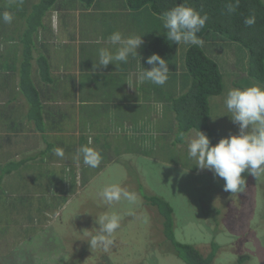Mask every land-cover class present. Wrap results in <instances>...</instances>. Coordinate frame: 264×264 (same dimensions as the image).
Here are the masks:
<instances>
[{
    "label": "rangeland",
    "instance_id": "374dc122",
    "mask_svg": "<svg viewBox=\"0 0 264 264\" xmlns=\"http://www.w3.org/2000/svg\"><path fill=\"white\" fill-rule=\"evenodd\" d=\"M91 10L96 16L91 20L94 26L99 25V17L110 14L125 21L136 20L159 34L166 31L162 16L152 13L149 5L135 10L128 0H97ZM16 18L26 23L33 21L22 12ZM114 23H118L115 18L106 19L104 30L113 29ZM70 24L79 25V19L70 20ZM29 27L24 25L25 30ZM8 31L2 29L4 33ZM34 32L38 34L39 28H34ZM100 36L97 34L96 38ZM220 42V38L214 40L218 50H223L221 69L226 92L211 99V119L226 128L223 138L239 132L223 101L243 71L238 46L220 49ZM70 51L71 44L56 50ZM69 62L72 61L61 58L55 65L64 68V63ZM175 69L179 70L178 63ZM98 84L99 88H89L87 94L95 97L107 89L117 94L111 76ZM138 97L141 100L133 101L125 110L129 115L125 121L112 118L115 113L109 104L104 105L105 111L92 109L90 113L105 119L81 120L82 128L91 126L96 130V141L103 148L96 151L100 156L98 167L83 163L80 149L90 148L83 145L65 152L64 158L48 152L35 159L44 161L40 162L41 170L52 168L51 177L42 176L46 183L3 184L0 264H187L165 233V217L152 201L156 198L170 204L173 235L178 242L197 246L204 253L216 245L213 264H264V173L255 178L244 172V191L225 192L224 180L211 170L198 168L188 156L186 142L175 141L176 114L171 110L167 118L158 108L159 98L145 96L141 91ZM90 106L93 105H82ZM195 134L191 131L187 136ZM92 141L91 138L90 144ZM111 185L133 193L135 200L122 198L105 203L99 192ZM39 189L47 191L37 195V200L25 198ZM105 214L117 215L119 227L109 237L112 244L107 249L91 248L87 240L99 235L97 217Z\"/></svg>",
    "mask_w": 264,
    "mask_h": 264
},
{
    "label": "crops",
    "instance_id": "0c3cea01",
    "mask_svg": "<svg viewBox=\"0 0 264 264\" xmlns=\"http://www.w3.org/2000/svg\"><path fill=\"white\" fill-rule=\"evenodd\" d=\"M38 1L0 0V13L8 11L13 15L11 23L0 20V61H3L0 63V194L4 191L3 184L46 183L42 176L51 177L52 168L41 170L40 162L44 161L35 159L54 152L55 148L65 150L64 156L65 152L78 150L84 143L92 145L94 150L103 151L96 142V130L91 126L81 127L82 119L106 118L92 117V109L105 111L104 105L109 104L115 113L112 118L125 121L129 118L125 110L133 101L141 100L139 91L145 96L159 98L158 108L168 104L163 96L148 91L143 88L144 83L138 82L139 71L150 66L142 61L147 56L143 54L144 49L161 34L148 30L136 20L125 21L110 14L99 17L101 21L98 26L92 25L91 20L96 16L92 15L91 7L97 0L90 7L78 0H59L53 8L42 13V24L38 26L39 33L36 34L33 27L35 19L26 23L16 16L22 12L29 18L33 13V5ZM151 12L154 13L152 9ZM108 18H115L118 23L113 24V29L105 31L104 22ZM72 19H79L80 24L71 25ZM25 24L30 25L31 33L25 30ZM2 29L9 31L4 33ZM117 31L124 37L142 36L143 43L138 53L129 56L126 63L120 62L117 68L112 63L106 67L98 66L93 71L101 48L115 54L118 46L112 45L108 37ZM97 34L102 37L97 39ZM68 44H71L69 53L56 52ZM94 44L99 45L91 47ZM25 49L31 52L30 71L25 72L28 74L25 79L29 84V94L25 93L21 85V71L28 66L23 62ZM42 56L48 60V72L44 73L39 63ZM133 57L137 59L136 63ZM61 58L72 62L64 63V68L57 67L55 63ZM111 69L115 70L107 71ZM97 71H100L98 75ZM169 71L173 74L171 68ZM86 73L89 75L86 76ZM107 76L113 78L116 95L113 89H107L95 97L87 94L89 88H99L98 83ZM86 104L93 106L82 107ZM91 138L92 144L89 142ZM94 144L96 147H93ZM46 191L39 189V192L31 196L27 194L25 198L37 200V195ZM3 201L0 197V206Z\"/></svg>",
    "mask_w": 264,
    "mask_h": 264
},
{
    "label": "trees",
    "instance_id": "16d2710c",
    "mask_svg": "<svg viewBox=\"0 0 264 264\" xmlns=\"http://www.w3.org/2000/svg\"><path fill=\"white\" fill-rule=\"evenodd\" d=\"M58 1L41 0L35 5L32 15L29 16L36 20L33 27L37 28L42 24V13L53 8ZM78 1L86 7H90L94 3V0ZM229 2L234 3L235 0H128L131 8L141 10L149 5L152 11L160 16L178 4L189 5L201 12L202 15L204 13L208 15L204 28L197 34L198 38L203 40L202 45H186L183 42L178 45L169 42L165 36L166 31H164L156 40L148 44L143 52L144 55H147L142 58L144 63L147 64V58L156 53L163 57L168 63V67L175 71L173 74L169 71L168 80L162 86L152 84L150 81L144 82L143 85V88L163 96L168 101L167 105L159 106L167 118L171 110L176 114L177 121L173 129L177 136L175 141L184 142L178 136L180 132L188 135L191 131L197 133L200 130L210 138L211 144L214 145L219 142L217 138L220 139L223 134L227 133L225 127L211 119L213 111L211 99L215 95H223L226 92L224 73L221 69L224 60L221 55L223 50H218V45L214 43L215 39H221L220 49L233 44L239 48L237 52L243 72L234 80L233 86L258 85L264 87V1L240 0L239 7L231 13L227 10ZM252 15L255 16V23L248 26L244 20ZM27 31L29 32L30 29L27 28ZM205 38L207 41H204ZM171 54H178V56L175 58ZM30 58V49H25L23 62L28 66L21 71V85L27 94H29L27 92L29 84L26 83L25 78L28 74L25 72L30 71ZM39 63L44 68L42 72H48L47 58L42 56ZM177 63L179 64L178 71L175 69ZM151 67L152 65L147 69ZM244 72L246 75L238 80ZM31 87L36 89L33 84ZM169 104L170 106H168ZM83 145L92 147L88 143ZM93 147L96 145L94 144ZM37 184L39 183H35L36 186H38ZM152 201L165 217L163 221L166 227L165 233L175 245L179 256L187 264H213L216 245H212V251L205 254L194 245L178 242L173 235L170 204L160 198Z\"/></svg>",
    "mask_w": 264,
    "mask_h": 264
},
{
    "label": "clouds",
    "instance_id": "9594fccd",
    "mask_svg": "<svg viewBox=\"0 0 264 264\" xmlns=\"http://www.w3.org/2000/svg\"><path fill=\"white\" fill-rule=\"evenodd\" d=\"M239 3L240 0H235L234 3L229 2L228 12H234L239 7ZM0 20L4 23H11L13 15L4 11L0 13ZM207 20L206 13L202 15L201 12L186 4H178L162 15L166 39L178 45L181 42L186 45H202L203 40L198 38L197 34L204 28ZM244 23L248 26L253 25L255 16L246 17ZM108 40L112 45L118 46L117 50L115 54H112L107 49L101 48L98 62L93 65V71L98 66L106 67L110 62L116 66L120 62L126 63L129 56H135L138 53L137 50L143 43L142 36L124 37L118 31L112 33ZM147 64L152 67L139 71L138 82L142 84L150 81L155 85H164L169 74L166 60L159 54L153 53L147 58ZM245 75L244 72L238 80ZM223 103L227 108L226 113L230 114L233 123L239 127L238 134L223 137L214 145L211 144L210 138L200 130L191 137L184 132L178 133V136L186 142L188 156L196 161V166L200 169L211 170L214 176L224 180L223 190L234 194L243 192L247 185L242 173L247 172L255 178L264 173V87L258 85L232 86L227 91ZM53 151L57 157H64L62 149L55 148ZM80 153L85 165L91 168L99 166L100 156L92 148L82 147ZM99 196L107 204L120 201L122 198L130 202L135 200L133 193L117 185L104 187L99 192ZM97 223L100 226L99 235L87 241L91 248L107 249L112 244L109 237L119 227V217L115 214L100 215L97 217Z\"/></svg>",
    "mask_w": 264,
    "mask_h": 264
}]
</instances>
